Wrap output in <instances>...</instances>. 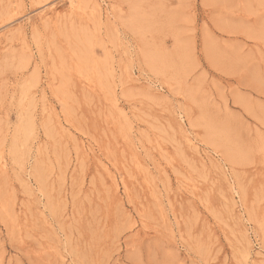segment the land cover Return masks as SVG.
I'll use <instances>...</instances> for the list:
<instances>
[{"label":"rangeland","instance_id":"1","mask_svg":"<svg viewBox=\"0 0 264 264\" xmlns=\"http://www.w3.org/2000/svg\"><path fill=\"white\" fill-rule=\"evenodd\" d=\"M0 264H264V0H0Z\"/></svg>","mask_w":264,"mask_h":264},{"label":"bare ground","instance_id":"2","mask_svg":"<svg viewBox=\"0 0 264 264\" xmlns=\"http://www.w3.org/2000/svg\"><path fill=\"white\" fill-rule=\"evenodd\" d=\"M243 190V189H242Z\"/></svg>","mask_w":264,"mask_h":264}]
</instances>
